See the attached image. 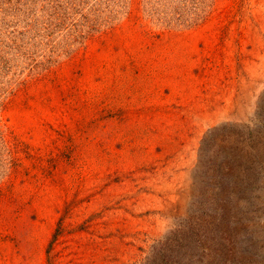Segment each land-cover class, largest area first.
Returning a JSON list of instances; mask_svg holds the SVG:
<instances>
[{
    "label": "rangeland",
    "instance_id": "rangeland-1",
    "mask_svg": "<svg viewBox=\"0 0 264 264\" xmlns=\"http://www.w3.org/2000/svg\"><path fill=\"white\" fill-rule=\"evenodd\" d=\"M0 264H264V0H0Z\"/></svg>",
    "mask_w": 264,
    "mask_h": 264
}]
</instances>
